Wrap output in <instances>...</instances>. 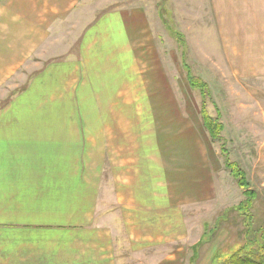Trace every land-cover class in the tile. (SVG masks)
Masks as SVG:
<instances>
[{
	"label": "rangeland",
	"instance_id": "1",
	"mask_svg": "<svg viewBox=\"0 0 264 264\" xmlns=\"http://www.w3.org/2000/svg\"><path fill=\"white\" fill-rule=\"evenodd\" d=\"M92 1L94 12L118 6L114 0ZM244 1L241 12L226 17L232 21L226 24L217 16L214 0H132L149 12L150 28L132 47V60L109 62L120 67V74L103 83L94 75L98 67L92 59L83 60L78 29L56 30L57 42L38 46L31 60L9 62V57L23 55L14 54L16 46L0 47L5 51L0 55V110L26 81L56 65L58 100L81 102L96 143L106 141L112 192L132 202L120 206L125 223L146 226V217L149 227L144 231L165 233L155 246L140 236L141 249L128 255V264H149L152 249L160 247H181L184 263L190 264L200 245L213 246V264H220L243 247L254 248L249 240L263 235L264 6L260 0ZM83 17L77 15V21L87 22ZM221 23L223 28L237 24V36L248 25L258 37L248 40L252 45L231 46L224 36L229 30ZM95 46L86 47L87 52ZM46 57L50 59L44 61ZM189 74L207 84V95L191 87ZM203 107L223 125L216 140L203 126ZM227 163L242 171L248 188L240 186ZM247 189L254 195L246 194ZM248 196L255 198L250 217L239 209Z\"/></svg>",
	"mask_w": 264,
	"mask_h": 264
},
{
	"label": "crops",
	"instance_id": "2",
	"mask_svg": "<svg viewBox=\"0 0 264 264\" xmlns=\"http://www.w3.org/2000/svg\"><path fill=\"white\" fill-rule=\"evenodd\" d=\"M114 1L115 8L107 10L105 5L94 12L92 0H0V47L16 46L14 54L23 55L9 57V62L31 60L38 46L57 42L56 30L78 29L80 45L85 47L83 60L92 59L98 67L94 75L103 83L102 79L120 74V67H110L109 62L132 60V47L151 23L149 12L138 3ZM214 1L217 16L226 24L232 23L228 16L240 13L245 2ZM259 6L263 8L264 0ZM97 12V18L88 16ZM249 14L248 21L251 10ZM77 15H84L87 22L77 21ZM236 25L223 28L221 23L229 30L224 34L227 42L252 45L248 40L257 33L244 25V34L237 36ZM242 36L245 40L239 39ZM93 44L98 47L87 52ZM1 50L0 55L5 53ZM55 67L26 81L22 92L0 110V264H128V255L141 249L140 236L155 246L165 233L144 231L149 227L146 217V226L125 223L120 206L132 202L112 192L106 141L96 143L81 102L74 97L58 100ZM212 247H197L190 264H213ZM160 249H152L149 264H185L186 251L182 253L181 247Z\"/></svg>",
	"mask_w": 264,
	"mask_h": 264
},
{
	"label": "trees",
	"instance_id": "3",
	"mask_svg": "<svg viewBox=\"0 0 264 264\" xmlns=\"http://www.w3.org/2000/svg\"><path fill=\"white\" fill-rule=\"evenodd\" d=\"M189 83L193 89L201 91L202 94H208L207 84L199 77L189 74ZM201 118L205 130L208 132L211 139L216 140L221 135L223 130V125L219 120V117H211L207 110L203 107L201 109ZM228 167L231 169L232 174L239 180L240 186L243 188H248V183L244 181V174L234 163H227ZM246 194L251 195L254 193L252 191L246 190ZM249 200L247 203H244L242 206H239L243 215L250 217V206L252 207L255 198L248 196ZM254 248H241L240 250L232 253L224 262L220 264H264V231L263 235L260 237L251 238L249 240ZM242 250V251H241ZM240 251V252H239ZM215 259V258H214Z\"/></svg>",
	"mask_w": 264,
	"mask_h": 264
}]
</instances>
